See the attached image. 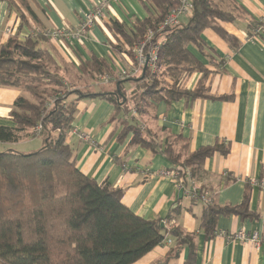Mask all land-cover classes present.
I'll return each mask as SVG.
<instances>
[{
  "label": "trees",
  "instance_id": "obj_1",
  "mask_svg": "<svg viewBox=\"0 0 264 264\" xmlns=\"http://www.w3.org/2000/svg\"><path fill=\"white\" fill-rule=\"evenodd\" d=\"M6 1L15 12L17 27L5 41H0V85L24 89L29 97L20 95L14 100L9 114L11 124L0 125V143L17 142L40 122L42 129L38 135L42 145L31 152L0 147V264H133L166 239L171 240L170 237L174 239V247L187 246L193 253V233L185 232L178 224L160 226L161 222L177 217L180 201L164 218L135 214L122 202L121 188L108 182L98 184L79 170L65 137L73 127L79 99L105 98L114 105L110 120L121 126L119 140L129 133L128 145L160 154L172 164L168 169L187 168L197 181L204 172L206 158L214 153L227 154L228 143L216 140L190 151L186 138L167 133L165 128L162 129L167 136L162 141L146 137L137 116L154 118L153 110L158 104L167 108L173 101L228 98L209 93L207 78L220 70L217 66L222 62L215 59V49L206 43L202 32L211 29L230 47H238L239 40L221 23L234 22L238 13L245 12L243 8L235 0H192L189 18L157 30L178 0H142L149 11L145 18L135 20L130 28L111 18L105 27L114 39L109 40L111 50L125 55L128 62H133V46L151 29L153 35L145 53L150 46H157L155 68L146 67L141 78L140 74L111 81L116 84L112 92L84 93L49 88H64V81L61 75L46 68L49 52L39 46L44 36L35 32L28 19ZM225 1L233 4V12L222 5ZM26 8L33 22L39 24L36 13L29 6ZM258 26L263 27L260 32L256 31ZM24 28L28 30L20 36ZM245 33L247 38H264L263 22L249 21ZM201 58L207 64L212 62L215 69L207 67ZM77 69L96 79L99 75L114 74L112 65L96 56L79 62ZM194 73L200 76L194 86L187 87L184 80ZM130 80L135 86L126 95L123 84ZM70 95L74 97L68 99ZM52 97V106L47 108ZM203 190L211 192L204 185L198 191ZM203 204L199 226L206 237L213 235L220 215H252L243 202L236 206H218L213 201ZM192 263L190 256L183 264Z\"/></svg>",
  "mask_w": 264,
  "mask_h": 264
},
{
  "label": "crops",
  "instance_id": "obj_2",
  "mask_svg": "<svg viewBox=\"0 0 264 264\" xmlns=\"http://www.w3.org/2000/svg\"><path fill=\"white\" fill-rule=\"evenodd\" d=\"M235 1L245 12L238 13L234 22L221 25L239 40L238 47H230L211 29L202 32L206 43L215 49L213 56L222 62L216 61L220 70L207 78L209 93L227 95L228 98L173 101L167 108L158 104L153 110L154 118L147 117L145 122L149 128L162 127L167 133L182 135L190 151L211 145L216 140L228 143L227 154L214 153L206 158L204 172L197 181L211 191L216 205L236 206L243 202L251 216L220 215L213 235L206 237L199 226L204 204L183 197L173 181L159 174L172 164L158 153L128 145L129 133L118 139L121 126L110 120L114 112L110 101L96 96L77 101L73 127L88 133L96 143L92 146L71 133L65 137L79 170L98 184L108 182L121 188L122 202L144 218H164L180 201L177 217L163 224L166 228L178 224L185 232L194 234L193 253L187 246L174 247V239L170 237V243L155 246L133 264H157L164 260L167 264H183L190 256L192 264H264V190L249 181L250 178L264 180V38L248 39L245 33L249 21L260 20L264 0ZM97 2L32 0L39 25L47 29L74 28L82 14ZM148 13L142 0H110L103 16L94 21L84 36L71 42L53 41V46L76 72H79V62L96 56L111 64L115 73L128 64V60L125 55H117L111 50L109 40L114 39L105 24L115 18L130 28L135 20L145 18ZM6 27H10V34L5 33ZM16 27L15 12L9 9L6 0H0V41L12 35ZM27 30L24 28L19 35ZM202 60L207 64L206 59ZM207 67L213 69L214 64L211 62ZM199 76L194 73L184 83L192 87ZM20 95L26 96L23 89L0 85V125L11 124L9 114L14 100ZM27 134L24 133L17 142L0 143V147L20 145L22 150L18 151L31 152L42 145L41 138ZM239 230L256 231L259 242L253 244L233 239ZM227 234L232 235V239Z\"/></svg>",
  "mask_w": 264,
  "mask_h": 264
},
{
  "label": "built area",
  "instance_id": "obj_3",
  "mask_svg": "<svg viewBox=\"0 0 264 264\" xmlns=\"http://www.w3.org/2000/svg\"><path fill=\"white\" fill-rule=\"evenodd\" d=\"M110 0H98V2L89 10L82 14L81 19L74 28H53V29H37L34 28L35 32L42 33L43 36L48 37L52 41L64 40L66 42H71L74 39H78L84 36L87 33V30L93 25L94 21L97 18L103 16L104 8L107 6ZM192 14V0H178V5L175 8H172L164 20L159 24L157 30L164 29L166 27H173L178 25L180 22L189 18ZM261 22L264 25V11L260 18ZM262 26H258L256 31L260 32ZM10 27L5 28V33L10 34ZM33 34V33H32ZM153 35L151 29H147L144 37L138 41L132 48L133 52V62H128L123 67L118 68L114 74H103L98 76L99 83H109L115 79H127L131 77L138 76L142 74V67L146 64V67H149L151 70L155 68L156 52L157 46H150L148 48L147 54L145 53L148 42L150 41ZM255 36H252L248 39H251ZM52 100L46 104L48 108L51 106ZM41 124L38 123L35 130H40ZM71 134H75L78 138L86 141L92 146H95L94 141L91 139L90 135L83 130H79L76 127L71 128L69 131ZM159 174L163 177H166L174 182L175 187L180 192L183 197L186 198H199L203 203L209 204L212 202V197L210 196L209 191H200L199 182L194 180L191 177L189 170L181 168H172V169H162L159 171ZM187 181V185H186ZM249 181L257 185L260 189L264 190V180L250 178ZM228 238L232 239V235L227 234ZM233 239L240 241H249L253 244H257L259 241L258 234L256 231L252 233H246L244 230H239L234 233ZM166 243H170V239L165 240Z\"/></svg>",
  "mask_w": 264,
  "mask_h": 264
},
{
  "label": "rangeland",
  "instance_id": "obj_4",
  "mask_svg": "<svg viewBox=\"0 0 264 264\" xmlns=\"http://www.w3.org/2000/svg\"><path fill=\"white\" fill-rule=\"evenodd\" d=\"M9 1H10V3H12L14 10H16L24 18L30 20L31 23L33 22V20L30 18L29 14H28V11L26 8L29 6L36 13L35 6L33 5V3L30 0H9ZM230 3L231 2L225 1L222 5H224L225 7H227L228 9H230L233 12V4H230ZM34 24H35L36 28H43L38 23H34ZM31 27H32V24H31ZM39 46L43 49L48 50V52H49V56H48V59H47L46 64H45L47 70L51 73H56V74L61 75L63 77V81H64L63 82L64 88H60L58 86H50L49 88L53 87L56 90H64V91L67 90L68 92L78 90V91H82L84 93H89V92H94L97 90L101 91V92H106V91L112 92L113 89L116 87V84L113 82H109V83H101L100 82L99 83L98 78L96 79L93 75L82 74V73L76 72V70H74V69H71L70 65L65 62V60L61 57V55L54 48L53 41L51 39H49L48 37L44 36V38H42L40 40ZM184 85H186V82L184 83ZM134 86H135V83L132 80L124 82L123 88L126 89L125 94L128 95L127 93H129V91H131V89L134 88ZM23 91H24L26 97H29V94L24 89H23ZM52 95H54V94H52ZM117 96H119V95H117ZM73 97H74L73 95H70L68 97V99H72ZM53 100H54V97H52V101ZM51 106H52V104H51ZM137 117H138L137 119L140 122L142 128H144V135L146 137L149 138L152 136L157 141H162L163 139L166 138L167 133L162 129V127H156V128H149L148 127L147 128L146 122H145L147 117H143V118L141 116H137ZM38 123H40V122H38ZM37 124L34 127H32L30 130L26 131L28 133L27 135H29L30 137H39L40 138V136L38 134H39L40 130L42 129V126L40 127V130L36 131L35 128H36ZM26 132H24V133H26ZM54 133H56V132H54ZM68 134H70V132H68L66 134V136ZM80 140H82V139H80ZM94 143H95V141H94ZM95 146H96V143H95ZM13 147L16 150H22V147L20 145L13 146ZM199 185L201 188L202 185L200 183H199ZM212 195L213 194L210 192L211 197H212Z\"/></svg>",
  "mask_w": 264,
  "mask_h": 264
},
{
  "label": "water",
  "instance_id": "obj_5",
  "mask_svg": "<svg viewBox=\"0 0 264 264\" xmlns=\"http://www.w3.org/2000/svg\"><path fill=\"white\" fill-rule=\"evenodd\" d=\"M145 68H146V64H144V66L142 67V74H141L140 78L142 77ZM160 226H163V222L160 223Z\"/></svg>",
  "mask_w": 264,
  "mask_h": 264
}]
</instances>
